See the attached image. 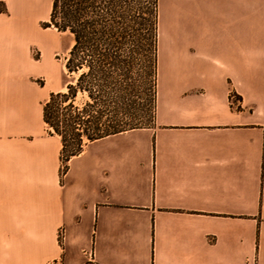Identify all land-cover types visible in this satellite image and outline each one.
Masks as SVG:
<instances>
[{
	"label": "crops",
	"instance_id": "obj_1",
	"mask_svg": "<svg viewBox=\"0 0 264 264\" xmlns=\"http://www.w3.org/2000/svg\"><path fill=\"white\" fill-rule=\"evenodd\" d=\"M2 1L0 264H264V0H157L152 123L65 168L42 104L70 80L17 71L33 0Z\"/></svg>",
	"mask_w": 264,
	"mask_h": 264
},
{
	"label": "trees",
	"instance_id": "obj_2",
	"mask_svg": "<svg viewBox=\"0 0 264 264\" xmlns=\"http://www.w3.org/2000/svg\"><path fill=\"white\" fill-rule=\"evenodd\" d=\"M43 26L73 38L64 62L71 80L42 104L65 168L86 142L146 126L137 109L154 107L157 0H51Z\"/></svg>",
	"mask_w": 264,
	"mask_h": 264
},
{
	"label": "rangeland",
	"instance_id": "obj_3",
	"mask_svg": "<svg viewBox=\"0 0 264 264\" xmlns=\"http://www.w3.org/2000/svg\"><path fill=\"white\" fill-rule=\"evenodd\" d=\"M49 1L45 0L43 6L37 5L35 0L30 1L28 4L19 5L20 15H25L24 19H22L23 24L25 23V27L27 23L29 24L32 39L29 46L30 64L17 67V71L33 75L38 85H45L46 87L52 86L57 78L64 84L66 81L71 80L64 68L65 57L70 48L68 47L69 32L43 26V22L48 20L49 14H46V5ZM0 2H3V5L0 3V6L4 7V1L0 0ZM147 82L146 86H149V79ZM137 100L141 102L143 98ZM139 107L137 114L143 118V122L146 125L151 124L154 107H150V109L148 107ZM144 123L143 125H145Z\"/></svg>",
	"mask_w": 264,
	"mask_h": 264
},
{
	"label": "built area",
	"instance_id": "obj_4",
	"mask_svg": "<svg viewBox=\"0 0 264 264\" xmlns=\"http://www.w3.org/2000/svg\"><path fill=\"white\" fill-rule=\"evenodd\" d=\"M234 98H235L234 94H230V100H232ZM62 235H63V229L62 228H59V230H58V237L61 239Z\"/></svg>",
	"mask_w": 264,
	"mask_h": 264
},
{
	"label": "bare ground",
	"instance_id": "obj_5",
	"mask_svg": "<svg viewBox=\"0 0 264 264\" xmlns=\"http://www.w3.org/2000/svg\"><path fill=\"white\" fill-rule=\"evenodd\" d=\"M68 36H71V34H68ZM66 38V37H65ZM71 44H72V40H71Z\"/></svg>",
	"mask_w": 264,
	"mask_h": 264
}]
</instances>
